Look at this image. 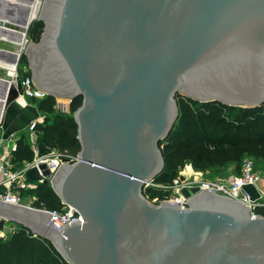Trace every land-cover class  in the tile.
<instances>
[{
  "label": "water",
  "instance_id": "obj_1",
  "mask_svg": "<svg viewBox=\"0 0 264 264\" xmlns=\"http://www.w3.org/2000/svg\"><path fill=\"white\" fill-rule=\"evenodd\" d=\"M35 19L43 30L27 41ZM0 27L18 33L9 64L26 54L41 90L81 98L77 159L49 181L83 217L59 227L50 212L0 200V228L19 222L69 264H264V215L248 205L211 187L187 206L142 191L163 169L176 93L264 103V0H28L20 20L0 15ZM10 72L0 65V126L21 93Z\"/></svg>",
  "mask_w": 264,
  "mask_h": 264
},
{
  "label": "trees",
  "instance_id": "obj_2",
  "mask_svg": "<svg viewBox=\"0 0 264 264\" xmlns=\"http://www.w3.org/2000/svg\"><path fill=\"white\" fill-rule=\"evenodd\" d=\"M43 26L41 19L30 23L27 31L32 40H39ZM27 63L26 54H22L19 64L25 66ZM24 73L31 74L27 69ZM176 95L178 114L168 134L159 141L164 166L155 176V181L170 182L176 176L178 167L186 161L203 169L240 160L239 165L245 153H254L264 160V103L255 107H240L224 105L218 101L199 102L179 93ZM32 100L44 112L42 121L34 125L37 142L49 148L66 149L76 155L80 144L72 111L80 104L81 98L74 97L71 100L72 113L55 110L53 95L47 94ZM207 143L214 145L210 148ZM12 154L11 161L15 169L33 158L25 132L17 139ZM28 194L32 195L31 204L34 206L62 209V203L48 181H38L35 187L28 189ZM256 210L264 215V206ZM0 264L69 263L50 239L20 224L9 237H0Z\"/></svg>",
  "mask_w": 264,
  "mask_h": 264
},
{
  "label": "built area",
  "instance_id": "obj_3",
  "mask_svg": "<svg viewBox=\"0 0 264 264\" xmlns=\"http://www.w3.org/2000/svg\"><path fill=\"white\" fill-rule=\"evenodd\" d=\"M12 79H20L22 98H42L47 93L41 90L31 79V74H25V69H21L18 62L10 65ZM35 121L28 125L29 140L33 151L31 161L25 162L24 166L15 169L11 161L12 151L15 144L7 147V139L3 132H0V200L29 206L51 213L50 221L61 227L63 223L80 219L83 217L71 206H64L62 209H47L37 207L21 197L23 190L33 188V184L27 181V172L30 169H36L40 181L50 180L55 174L61 163H71L77 159V154H72L68 150H59L55 147L49 148L45 152H40L35 141ZM44 163L42 168L40 164ZM48 170V175L43 170ZM205 187H211L212 192L231 197L249 206L250 213L255 215L257 207L264 206V187L260 183V174L254 168V162L251 157H244L240 165V171L235 176L217 177L213 179L189 177L185 175H176L170 182H157L154 179L144 182L143 194L153 203L163 200H174L180 206H187L188 198L200 192ZM157 188L162 192L152 194L149 189Z\"/></svg>",
  "mask_w": 264,
  "mask_h": 264
},
{
  "label": "crops",
  "instance_id": "obj_4",
  "mask_svg": "<svg viewBox=\"0 0 264 264\" xmlns=\"http://www.w3.org/2000/svg\"><path fill=\"white\" fill-rule=\"evenodd\" d=\"M28 0H0V15L5 17L11 22L18 21L22 18L23 14L26 11V4ZM18 33L14 29L11 28H1L0 27V38L4 39L6 47L4 49H0V65H4V67H8L10 62H8L12 58V51L10 46H8L11 42L16 41ZM27 41L34 42L29 35V31H27ZM19 62V60H18ZM10 68V66H9ZM8 68V69H9ZM34 98H22L12 103V105L8 108L4 116V123L0 126V132H3L5 137L11 135L7 140V147H11L12 145H16V141L19 138L22 132H25L28 135L29 139V130L28 125L30 122H38L42 121L44 117V112L41 111L38 107L36 101H33ZM40 98H37V100ZM72 99H68L65 97H55L54 96V109L57 111H61L64 113L71 112V103ZM74 112V111H73ZM35 141L37 143L38 149L40 152H45L49 149L47 146H43L37 142V134L35 132ZM30 143V140H29ZM31 147V144H30ZM32 149V148H31ZM13 156V154H12ZM12 160V158H11ZM25 163V162H24ZM23 165V164H22ZM21 165V166H22ZM19 169V168H16ZM38 176L36 169H30L27 172V177L35 179ZM11 231H9L10 236Z\"/></svg>",
  "mask_w": 264,
  "mask_h": 264
},
{
  "label": "rangeland",
  "instance_id": "obj_5",
  "mask_svg": "<svg viewBox=\"0 0 264 264\" xmlns=\"http://www.w3.org/2000/svg\"><path fill=\"white\" fill-rule=\"evenodd\" d=\"M34 42H37V41H34ZM27 60H28V58H27ZM21 64H23V63H21ZM21 64H19V62H18V65L20 68L23 69L25 67L24 69H27L31 73V69L29 67V62L25 66H23ZM176 98H177V95L175 94V99ZM206 145L208 147L212 148L214 143H210V144L207 143ZM244 157H251V159L254 162L255 170L260 174V183H261L262 187H264V160H263V158L257 156L254 153H245L241 158V162H242V159ZM238 162L231 161V162H228L227 164H224V165H214V166H208V167H205L203 169H200V168L194 167L190 161H186V162H184V164L182 166L178 167L176 175H185V176H189V177H196L198 179H201V178L213 179V178H217V177L235 176L239 173V170H240V163L241 162L239 163V165H238ZM20 168H21V166H20ZM27 181L32 183L34 185L33 187H35L36 183L40 180L38 179V176H37L35 179H32V178L30 179L27 177ZM47 181L51 185L50 181L49 180H47ZM149 190L154 195L160 194L162 192L161 190H159L157 188H153V189L151 188ZM21 197L23 199L25 197H28V198H25L27 202H28V199L30 198V200H29L30 203L33 200L32 195L28 194V189L22 191ZM64 206L65 205L62 204L61 208H63ZM19 225H20V223L17 221L6 219L4 221L2 228H0V237L4 238V237L8 236L9 231L12 232L13 230L17 229L19 227Z\"/></svg>",
  "mask_w": 264,
  "mask_h": 264
},
{
  "label": "bare ground",
  "instance_id": "obj_6",
  "mask_svg": "<svg viewBox=\"0 0 264 264\" xmlns=\"http://www.w3.org/2000/svg\"><path fill=\"white\" fill-rule=\"evenodd\" d=\"M11 1V0H10ZM15 1V0H14ZM12 65V64H11ZM10 65H8V68H9ZM11 67V66H10ZM10 69V68H9ZM19 99H22V97H18Z\"/></svg>",
  "mask_w": 264,
  "mask_h": 264
}]
</instances>
